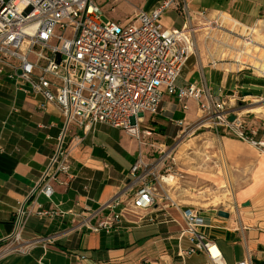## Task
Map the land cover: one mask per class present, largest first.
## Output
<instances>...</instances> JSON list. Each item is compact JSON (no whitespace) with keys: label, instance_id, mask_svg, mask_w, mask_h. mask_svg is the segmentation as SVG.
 Instances as JSON below:
<instances>
[{"label":"crops","instance_id":"1","mask_svg":"<svg viewBox=\"0 0 264 264\" xmlns=\"http://www.w3.org/2000/svg\"><path fill=\"white\" fill-rule=\"evenodd\" d=\"M181 2L202 8L199 1ZM137 10L132 9V13ZM224 55L227 56L220 50L204 51L197 45L176 84H195L213 95L225 87L234 92L245 75L230 58L223 59ZM38 101L41 98L18 97L19 113L7 118L11 96L6 90L0 92V244L20 231L22 244L30 245L24 253L8 250L0 254V264H78L75 257L79 255L86 258L82 264L207 263L202 253L185 259L178 255L179 246L187 247L185 240H179L185 229L181 207H191L186 201L180 200L177 206L168 201L155 202L151 210L157 217L154 224L137 223L136 217L126 213L115 233L91 230L109 215L104 209L107 204L118 200L116 213L128 209L138 185L130 169L139 156L146 160L143 152L147 151L145 142L152 136L149 131L140 129V137L135 139L119 129L102 125H95L86 134L73 127L65 139L73 180L68 186L53 184L52 203L34 192L64 129L58 108L46 103L44 110H37ZM174 102L165 97L163 113L151 121L163 126L165 114ZM189 104L194 110L195 102L189 101L187 109ZM185 112L178 110L174 114L176 120L170 121L175 125L183 122L177 116H184ZM256 136L257 140L264 139V133ZM162 137L167 145V136ZM236 139L219 136V142L212 147L221 150L222 161L219 165L215 161L214 165H208L215 175L220 172L225 175V179L218 178L220 181L229 184L228 175L233 176L232 210L229 213L227 209L212 210L213 214L198 210L206 222L204 232L218 246L223 264H236L246 257L253 264H264V155L251 144ZM149 147H157L161 152L167 149L164 145ZM240 182L246 184L238 186ZM46 209L54 210L56 215L52 218L38 215ZM218 211L228 213L229 218L218 217ZM162 217L167 222H162ZM18 219L21 227L16 225Z\"/></svg>","mask_w":264,"mask_h":264},{"label":"built area","instance_id":"2","mask_svg":"<svg viewBox=\"0 0 264 264\" xmlns=\"http://www.w3.org/2000/svg\"><path fill=\"white\" fill-rule=\"evenodd\" d=\"M104 1L0 0V92L6 90L11 96L7 118L19 113L18 97L24 100L39 97L42 101L35 105L37 110H44L46 103L53 104L64 119L54 154L34 192L52 203L53 184L68 186L73 180L69 146L65 142L66 134L73 127L86 134L95 125H102L139 139L146 119L163 113L165 97L173 98L182 111L187 110L189 101H194L209 115L215 128L227 130L264 155V139H253L256 130L243 128L237 113L233 122L229 120L235 111L229 106L234 97L227 98L222 90L213 95L195 84H176L195 51V42L191 31L185 27L180 31L166 29L161 18L173 6L191 17L181 0H158L150 11L138 9L122 23L102 20L100 4ZM212 12L216 18L209 26L220 28L223 12ZM236 27L242 28L231 25L229 31L233 32ZM244 33L242 42L250 43L253 32L249 28ZM235 63L238 67L240 62ZM182 123L178 121L177 125ZM139 158L130 169L139 186L128 209L116 213L119 201L107 204L104 209L109 215L97 227H91L92 231L117 232L126 213L136 217L137 223L157 222L155 213H151L156 187L147 181L152 173L146 170L148 164ZM165 161L160 159L157 165ZM140 169L143 170L139 173ZM22 213L21 210L19 216ZM38 215L52 218L56 212L46 209ZM181 217L185 229L179 240H185L187 247L179 246L178 255L185 259L202 253L206 264H223L218 246L204 232L207 226L201 211L181 207ZM161 221L167 222V219L162 217ZM16 225L21 227L19 219ZM28 247L22 244L18 231L2 241L0 254L8 250L24 253ZM75 258L78 264L86 261L83 255ZM236 264L253 263L246 257Z\"/></svg>","mask_w":264,"mask_h":264},{"label":"rangeland","instance_id":"3","mask_svg":"<svg viewBox=\"0 0 264 264\" xmlns=\"http://www.w3.org/2000/svg\"><path fill=\"white\" fill-rule=\"evenodd\" d=\"M157 1L125 0L114 2L106 0L100 4L103 9L102 20L122 23L132 14V9L150 11L155 7ZM197 1L200 2L202 8L196 9L187 4L191 17L183 13L180 7H170L162 15V25L166 29L180 31L185 27L187 31H191L195 49L199 45L204 51L220 50L223 54H227L226 57L230 58L234 64L239 57L241 58L240 63L237 64L238 67L235 68L241 69L245 77L238 81L240 86L234 92H231L229 87H225L223 93L227 98L234 97L235 99L233 103H229V106L234 107L235 110L231 112L230 116L235 118L234 113H237L240 122L243 123V128L256 130L257 135H261L264 133V75L261 74V67H264V0H224L223 2L195 0V2ZM212 11L227 13L246 27H253L257 24L251 41L258 43L259 48L246 46L242 42V36L245 34L243 28L236 27L233 32H230L231 24L227 21H223L220 28H216L215 25L209 26V23L216 18L215 12ZM203 25L206 26L203 27ZM206 28L208 31L205 30ZM205 33H209L207 37H205ZM239 50L258 60L254 62L246 55L240 56ZM226 57L224 55L223 59ZM169 107V113L165 114L167 118L162 123L166 128V136L169 140L167 145H165L162 135L156 134L157 132L153 130L154 125L151 120L154 117L149 118L141 128V131H149L152 134L145 142L147 151L143 152L146 159L143 161L148 162L146 170L152 173L147 181H152L156 187L155 202L162 200L178 205L182 200L186 201L188 206L206 211V214H213L212 210L218 209H227L225 211L229 213L233 207V199L226 201V198L230 199L234 191L233 176L228 175L231 180L229 184L220 181L225 179V175L221 172L219 175H215L213 171L209 170L208 165H214L213 161L219 165L222 161L221 150L215 146L212 147V144L219 142V136L238 140L227 130L215 128L209 115L203 113L196 103L194 110L190 109L189 104V108L182 118V125H175L170 121V119L176 120L174 114L181 109V106L174 102ZM255 107L259 110L249 111ZM158 117L154 119L157 120ZM161 145L167 146L166 151L161 152L159 149H155L157 147H149ZM139 159L138 157L136 160ZM160 159H166L161 167L157 165ZM142 170L140 169L139 173ZM170 176L174 177L173 182L164 183L162 181L163 177ZM219 177L221 179H218ZM245 184V182H240L238 186ZM238 186L236 188L240 189L241 186ZM178 192L180 193L176 197Z\"/></svg>","mask_w":264,"mask_h":264},{"label":"bare ground","instance_id":"4","mask_svg":"<svg viewBox=\"0 0 264 264\" xmlns=\"http://www.w3.org/2000/svg\"><path fill=\"white\" fill-rule=\"evenodd\" d=\"M222 18H223L224 21L229 22V24H231L232 26H234V25H235V26H241L244 30L250 28V31H251V32H253V33L256 32V30H255V25H257V24H255L253 27H246L244 24H241V23L238 22L237 20L231 18L227 13H223V14H222ZM205 26H206V25H203V27H205ZM205 30L208 31L207 28H206ZM192 32H195V31H192ZM208 34H209V33H205V35H206L205 37H207ZM245 45H246V46H252V47H254V48H259V47H258L259 44L256 43V42H253V41H251L250 43H245ZM239 52H240V56H244V55H246L247 58H251L254 62H255V60H257L256 57H252V56L248 55V54H247L246 52H244V51L239 50ZM237 61L240 62V61H241V58L239 57ZM261 74L264 75V67H261ZM257 110H259V108L255 107L254 109H250L249 111L252 112V111H257ZM245 112H247V111H245ZM173 179H174V177H172V176H170V177H168V178L163 177V178H162V181H163L164 183H169V182H173ZM228 200H232V195H231V198H230V199H229V198H226V201H228ZM226 201H224V202H226Z\"/></svg>","mask_w":264,"mask_h":264},{"label":"trees","instance_id":"5","mask_svg":"<svg viewBox=\"0 0 264 264\" xmlns=\"http://www.w3.org/2000/svg\"><path fill=\"white\" fill-rule=\"evenodd\" d=\"M218 1H222L223 2L224 0H218ZM149 4H151V3H149ZM177 118L182 119L183 116L179 115V116H177ZM152 124L154 125V127H153L154 131H156L158 134H160L162 136L166 135V128L165 127L157 125L156 122H152ZM256 138H257V136H255L253 139L257 140Z\"/></svg>","mask_w":264,"mask_h":264},{"label":"water","instance_id":"6","mask_svg":"<svg viewBox=\"0 0 264 264\" xmlns=\"http://www.w3.org/2000/svg\"><path fill=\"white\" fill-rule=\"evenodd\" d=\"M229 120L231 122H233L235 120V118L233 116H230ZM217 216L220 218H224V219H228L229 218V214L223 211H218L217 212Z\"/></svg>","mask_w":264,"mask_h":264}]
</instances>
